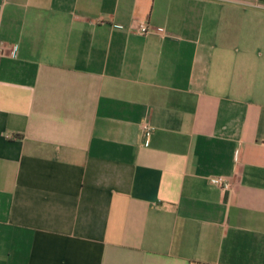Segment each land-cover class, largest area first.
<instances>
[{
  "label": "crops",
  "instance_id": "obj_1",
  "mask_svg": "<svg viewBox=\"0 0 264 264\" xmlns=\"http://www.w3.org/2000/svg\"><path fill=\"white\" fill-rule=\"evenodd\" d=\"M0 46V264H264V0H0Z\"/></svg>",
  "mask_w": 264,
  "mask_h": 264
},
{
  "label": "built area",
  "instance_id": "obj_2",
  "mask_svg": "<svg viewBox=\"0 0 264 264\" xmlns=\"http://www.w3.org/2000/svg\"><path fill=\"white\" fill-rule=\"evenodd\" d=\"M134 30L140 34H146L150 30V28L148 27L147 24L139 22L134 27ZM211 181L222 186L223 188H227L229 186L228 182L225 181L223 177H213Z\"/></svg>",
  "mask_w": 264,
  "mask_h": 264
}]
</instances>
